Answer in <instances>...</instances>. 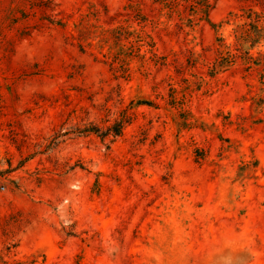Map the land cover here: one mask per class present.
I'll list each match as a JSON object with an SVG mask.
<instances>
[{"label": "rangeland", "instance_id": "obj_1", "mask_svg": "<svg viewBox=\"0 0 264 264\" xmlns=\"http://www.w3.org/2000/svg\"><path fill=\"white\" fill-rule=\"evenodd\" d=\"M165 2L0 0V264H264V79L208 73L264 0Z\"/></svg>", "mask_w": 264, "mask_h": 264}, {"label": "trees", "instance_id": "obj_2", "mask_svg": "<svg viewBox=\"0 0 264 264\" xmlns=\"http://www.w3.org/2000/svg\"><path fill=\"white\" fill-rule=\"evenodd\" d=\"M163 1H166L165 3L171 12L176 10L178 5L180 4L179 0H163ZM184 1L192 4V6L195 8V12L201 15L200 19L204 18L206 21L211 23L213 27H217L221 25V24L219 25L214 24L209 19V11L213 8L214 2H210V0H184ZM137 9H138V13H140L141 11L140 8ZM242 11L243 14L240 15L241 17L244 18V21L242 23L236 24L234 28V33H235L234 51L230 49V47L224 42L223 38H219V37L217 38L218 55L208 70L209 75L212 77L219 72H223L225 70L230 69L234 64H236V62H238V60H240L241 64L243 65V69L245 71H250L253 67H256L257 69H259L258 72L261 75V80L264 79V54L258 52V55L255 56L252 53V50L254 48L264 43V12L257 11L253 7L242 8ZM142 19H146V18H142ZM54 21L57 24L65 25L64 22H62V20H52V22ZM118 30L119 28L116 31L117 32L116 35H114L113 37L116 39V41L121 40L123 37L127 38V36L124 35L130 33L127 30H125L123 33L121 32L118 33ZM142 37H143L142 35H137L136 44L132 45L130 50L135 49L137 52V56L143 58V55L140 54V47H141L140 41H144V37L143 39ZM151 46L153 47V44ZM122 51L123 52H118V54H119V59H121L122 61V66H121L122 71L125 73L128 71V63L126 62L127 58L122 57L120 55L122 54L124 56L129 57L131 52L130 51L126 52L125 50ZM152 53L154 57H157V54L155 52L152 51ZM173 98L176 99V96L173 95ZM258 101H259L258 104L262 105L263 98L260 96ZM134 105L154 106L151 100H146V99H138L134 103ZM182 110L184 109L182 108ZM129 119L130 117L127 114H124L121 117V119L116 121L114 124L107 126L105 129H103L102 127L96 124L90 123L79 132L86 134L93 133L101 137L102 139H105L108 135L117 137L121 135L123 128L129 122ZM186 121L187 118H184L182 120V123L184 125L191 124V122H186Z\"/></svg>", "mask_w": 264, "mask_h": 264}]
</instances>
